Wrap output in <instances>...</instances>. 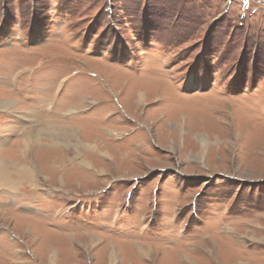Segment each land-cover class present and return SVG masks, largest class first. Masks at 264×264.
<instances>
[{"label": "rangeland", "instance_id": "374dc122", "mask_svg": "<svg viewBox=\"0 0 264 264\" xmlns=\"http://www.w3.org/2000/svg\"><path fill=\"white\" fill-rule=\"evenodd\" d=\"M0 99V264H264V0H0Z\"/></svg>", "mask_w": 264, "mask_h": 264}, {"label": "bare ground", "instance_id": "6f19581e", "mask_svg": "<svg viewBox=\"0 0 264 264\" xmlns=\"http://www.w3.org/2000/svg\"><path fill=\"white\" fill-rule=\"evenodd\" d=\"M1 100V99H0ZM143 97H142V94L139 93L138 95V102H143ZM10 102L11 101H0V110L1 111H10V109L12 108L11 105H10ZM23 118V117H22ZM37 131V128H33L32 130H29L28 132H26L25 136L27 135H31L33 134V132H36ZM56 133V132H55ZM40 134V133H39ZM62 134V133H61ZM41 135V134H40ZM43 135V134H42ZM42 135L40 137H42ZM53 135V134H52ZM56 135V134H55ZM34 136V135H33ZM36 136V134H35ZM30 137V136H29ZM28 137V138H29ZM39 137V138H40ZM37 139V138H36ZM38 140V139H37ZM54 140V139H53ZM27 142H29L28 140L25 141V143H23L24 145V148L22 150H32L33 146L32 143L34 142V140H31L30 141V145L27 144ZM57 142V141H56ZM204 142V141H203ZM34 145V144H33ZM55 145V144H54ZM207 145V144H206ZM85 163H82V165H84ZM8 165V166H7ZM11 163H2L0 161V186L3 187V189H7V190H11L12 188H15L16 187V184H17V181H14L12 179H10L7 175H8V172L10 171V168H11ZM31 170L29 167H25L24 165L20 166V169H19V175L22 174V176H25L26 178H29L31 176V173L30 171ZM34 179V178H33ZM6 182L7 185H8V188L4 186V184L2 182ZM114 246L112 245L110 248H109V253H108V258H109V261L110 263H112L113 259H114V250H113ZM149 254V253H148Z\"/></svg>", "mask_w": 264, "mask_h": 264}, {"label": "crops", "instance_id": "0c3cea01", "mask_svg": "<svg viewBox=\"0 0 264 264\" xmlns=\"http://www.w3.org/2000/svg\"><path fill=\"white\" fill-rule=\"evenodd\" d=\"M33 129V128H32Z\"/></svg>", "mask_w": 264, "mask_h": 264}]
</instances>
